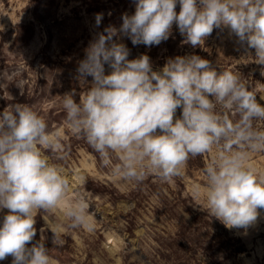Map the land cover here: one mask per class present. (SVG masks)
Segmentation results:
<instances>
[{
	"label": "clouds",
	"instance_id": "9594fccd",
	"mask_svg": "<svg viewBox=\"0 0 264 264\" xmlns=\"http://www.w3.org/2000/svg\"><path fill=\"white\" fill-rule=\"evenodd\" d=\"M133 3L134 13L122 14L119 28L108 25L85 49L77 67L85 86L79 101L75 89L62 96L68 126L104 166L117 154L112 174L125 181L142 182L152 173L171 182L183 176L190 158L215 148L204 168L206 211L228 228H247L264 209V171L250 162L252 153L264 152V131L254 124L264 120V105L233 71L218 72L198 55L169 58L154 70L146 54L129 59L122 39L151 48L167 41L175 25L183 43L195 48L214 29L226 28L246 52L254 49V62L264 66V0ZM102 20L103 13L95 14L96 27ZM44 150L59 160L68 154L59 132H50L30 106L17 103L0 112V261L11 256L12 264H50L44 228L35 239L36 217L58 208L70 182ZM192 192L199 197L201 186ZM88 207L78 197L64 209L71 228L93 230ZM51 232L55 245L58 235Z\"/></svg>",
	"mask_w": 264,
	"mask_h": 264
},
{
	"label": "rangeland",
	"instance_id": "374dc122",
	"mask_svg": "<svg viewBox=\"0 0 264 264\" xmlns=\"http://www.w3.org/2000/svg\"><path fill=\"white\" fill-rule=\"evenodd\" d=\"M134 11L133 0H0V112L17 103L30 106L50 132H59L68 149L63 160L44 150L63 169L70 188L58 208L37 213L35 239L44 228L50 264H264V209H258L257 220L247 228H228L206 211L204 168L215 148L190 158L183 176L171 182L152 173L142 182L125 181L112 174L120 162L117 154L104 166L68 126L62 96L75 89L79 101L85 86L77 79V67L89 42L108 25L119 28L122 14ZM97 13H103L99 27ZM183 40L174 25L169 39L158 46H134L127 37L122 42L130 49L129 59L146 54L154 70L169 58L198 55L218 72L240 75L264 105V66L254 62V49L246 52L226 28L214 29L195 48ZM254 124L264 131V120ZM250 162L264 171V152L252 153ZM194 185L201 186L199 197L193 196ZM78 197L89 206L91 231L71 228L64 214ZM51 231L58 235L55 245ZM235 247L244 251L235 254ZM0 264H12V257Z\"/></svg>",
	"mask_w": 264,
	"mask_h": 264
},
{
	"label": "trees",
	"instance_id": "16d2710c",
	"mask_svg": "<svg viewBox=\"0 0 264 264\" xmlns=\"http://www.w3.org/2000/svg\"><path fill=\"white\" fill-rule=\"evenodd\" d=\"M242 251H244L243 248H237V247H235V249H234V253L235 254H240Z\"/></svg>",
	"mask_w": 264,
	"mask_h": 264
}]
</instances>
